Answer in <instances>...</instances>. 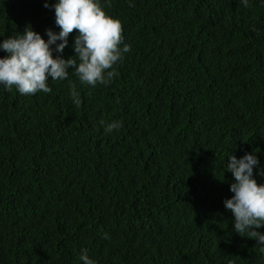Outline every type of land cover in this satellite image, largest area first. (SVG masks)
Listing matches in <instances>:
<instances>
[{
	"label": "trees",
	"instance_id": "trees-1",
	"mask_svg": "<svg viewBox=\"0 0 264 264\" xmlns=\"http://www.w3.org/2000/svg\"><path fill=\"white\" fill-rule=\"evenodd\" d=\"M0 264H264V0H0Z\"/></svg>",
	"mask_w": 264,
	"mask_h": 264
}]
</instances>
